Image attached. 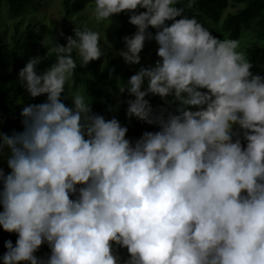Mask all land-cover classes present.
Instances as JSON below:
<instances>
[{
	"label": "clouds",
	"instance_id": "obj_1",
	"mask_svg": "<svg viewBox=\"0 0 264 264\" xmlns=\"http://www.w3.org/2000/svg\"><path fill=\"white\" fill-rule=\"evenodd\" d=\"M194 5L94 0L103 38L75 27L65 45L51 39L50 67L38 72L47 57L37 55L19 69L17 82L46 99L21 109L22 131H0V229L17 237L2 264H264V76L239 40L185 15ZM125 12L136 31L116 54L139 64L153 40L158 57L118 86L134 97L127 118L159 129L134 142L83 92L66 95L77 65L106 55L105 30ZM148 96L175 107L154 111Z\"/></svg>",
	"mask_w": 264,
	"mask_h": 264
},
{
	"label": "trees",
	"instance_id": "obj_2",
	"mask_svg": "<svg viewBox=\"0 0 264 264\" xmlns=\"http://www.w3.org/2000/svg\"><path fill=\"white\" fill-rule=\"evenodd\" d=\"M5 2L8 12L11 16H19L25 11L30 0H0ZM233 5L238 7V10L233 13H228L225 18H222V13L228 5V0H195V5L192 9H186L185 15L195 18L208 28L212 35L220 38L221 33L227 35L228 38L238 39L243 30H251L256 33L257 41L250 47L245 49L247 57L253 62L251 71L256 67H262L258 74L264 76V0H232ZM187 0H182V4ZM80 6L70 4L69 0L65 1L66 16L76 12ZM143 11V9H139ZM118 19L119 27L115 31L113 38V47L117 50L124 48V36H131L135 33L136 28L128 21V13H121L114 15ZM170 23V22H169ZM74 35L72 32H65L60 35L55 42L61 45L66 44V37ZM37 43L36 37H29L26 40L16 43L14 49L11 51L0 50V55L6 58L15 60L17 51H32ZM52 44L48 46L51 48ZM55 55L47 56L45 60L37 66V71H42L55 63ZM77 64L79 62L77 61ZM147 67L144 60L141 58L139 64L128 65L123 61V58L110 60L103 68L100 67L97 60L91 61L86 67L77 65L73 80L75 86H82L84 88L85 96L91 102L92 110L96 114L103 115L105 119L115 117L122 126H127L128 132L126 138L130 141L138 139L145 131L159 130L156 125H149L141 122L136 118L129 119L126 116V108L128 99H134L128 95L127 91L120 94L118 86L135 74L141 67ZM18 69L15 67L11 72L0 73V131L11 133L12 131H22L20 112H17L16 107L12 102H6L7 95H14L24 102L36 104L45 95L38 97H31L24 87L18 81ZM64 94H62L61 99ZM150 104L154 111H158L161 107L167 108L169 111L173 110L175 105L165 104L158 96H148ZM118 99V100H116ZM71 107V105H67ZM111 109V110H110ZM243 143V140H242ZM2 187V186H0ZM2 210V208H0ZM15 233L5 232L0 229V256H2L6 249L4 242L12 240L15 244ZM47 245H42L36 253L38 257H46L49 253ZM121 258L127 257L126 248L118 249ZM2 264V261H0Z\"/></svg>",
	"mask_w": 264,
	"mask_h": 264
},
{
	"label": "rangeland",
	"instance_id": "obj_3",
	"mask_svg": "<svg viewBox=\"0 0 264 264\" xmlns=\"http://www.w3.org/2000/svg\"><path fill=\"white\" fill-rule=\"evenodd\" d=\"M66 0H30L25 11L19 16H11L8 12L5 2L0 1V50L11 51L16 43H20L29 37H36L37 43L32 51H17L15 60L6 58L0 55V73L11 72L15 67L19 70L22 68L29 58L37 55L44 57L49 56L47 52L48 46L65 32H72L75 27H89L93 30L100 31L103 38L104 27L103 22L97 24L91 15L94 7V0H69L70 4L80 6V8L69 16L65 13ZM238 10V7L233 5L232 0H228V5L222 13V18H225L228 13H233ZM119 27L117 18L113 17V22L105 30V35L111 47L107 48L106 55L97 59L101 68H103L110 60L122 58L116 53L119 51L113 47V38L115 31ZM149 31L155 32V29L149 28ZM62 33V34H61ZM228 38L227 35L221 33L220 39ZM52 39V41H51ZM241 49L245 51L254 42L257 41L256 33L251 30H243L240 37ZM157 45L153 40H146L140 57L144 60L147 66L154 64L158 59L156 55ZM43 61V60H42ZM77 61L79 62L78 58ZM262 67H256L253 71L258 74ZM81 91L85 94L84 88L80 85L75 86L74 80L66 85V95ZM6 102H12L16 107L17 112L30 102H24L14 95H7ZM66 105H71V99L62 98ZM118 100V99H116ZM45 102V98H41L36 104ZM0 168H3L5 173L9 171L6 160L0 157Z\"/></svg>",
	"mask_w": 264,
	"mask_h": 264
}]
</instances>
